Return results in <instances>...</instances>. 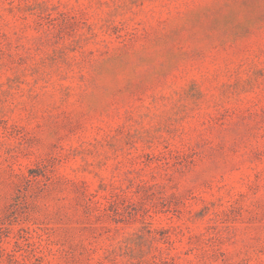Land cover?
I'll list each match as a JSON object with an SVG mask.
<instances>
[{"label":"rangeland","instance_id":"rangeland-1","mask_svg":"<svg viewBox=\"0 0 264 264\" xmlns=\"http://www.w3.org/2000/svg\"><path fill=\"white\" fill-rule=\"evenodd\" d=\"M0 264H264V0H0Z\"/></svg>","mask_w":264,"mask_h":264}]
</instances>
